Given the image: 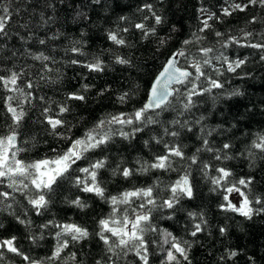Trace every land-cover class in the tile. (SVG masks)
Segmentation results:
<instances>
[{
  "label": "trees",
  "instance_id": "1",
  "mask_svg": "<svg viewBox=\"0 0 264 264\" xmlns=\"http://www.w3.org/2000/svg\"><path fill=\"white\" fill-rule=\"evenodd\" d=\"M238 3L248 7L233 11L232 6ZM145 5H151V10ZM5 7L11 15L6 25L7 35H0V77L8 79L15 72L18 79L17 85L8 87L0 81V136L10 134L14 128L17 147L22 149L18 158L26 162L55 157L69 146L68 138L83 137L109 114H131L143 107L152 81L169 56L180 49L188 54L187 60L178 58L181 65H186L193 57L203 59L200 49L213 48L208 54L211 65L205 66L204 71L223 87L193 96L194 104L186 111L183 104L187 101L182 94L185 89L175 85L181 88V94L170 98L168 108L147 113L156 123L129 139L117 132L108 145L90 154L88 160L77 161L53 186V192L46 195L49 204L39 213L29 203L37 195L30 181L25 180L29 187L23 188L19 184L23 178L17 177L14 189L8 187L7 178L0 180V192L10 194L7 199L0 197V241L15 237V246L30 258L25 261L22 255L0 248V264H30V261L96 264L98 260L103 264L110 254L98 232L99 221L112 212L107 197L152 187L153 198L160 204L169 198L170 187L185 175L193 186V196L182 198L174 209L152 213L159 231L146 234V239L152 242L150 264H161L164 259L169 248L164 243L166 232L191 245L188 253L191 264H264V212L249 220L223 210L220 207L225 203L223 188L211 183L219 175L216 169L226 168L232 173L229 185L240 178H252L248 188L238 186L253 201V208L261 207L255 203L257 198L264 201V151L253 147V142L264 135V60H261L264 49L247 46L264 43V5L250 4L248 0H0V16L5 15ZM224 8L232 14L225 15ZM212 13L215 16L208 20L211 27L201 31L202 22ZM157 15L162 17L160 24L155 22ZM136 24H143L145 31L154 28L155 34L149 32L145 38L144 31L137 29ZM217 31L223 36L217 37ZM246 32L252 35L245 37ZM109 33L117 34L125 44H115ZM230 37H236L239 43L222 47ZM184 40L191 43L184 45ZM73 48L78 51L74 52ZM41 54L49 59H36ZM221 54L229 62L237 59L246 62L235 72H229L223 58L215 59ZM117 57L130 63L119 64ZM73 60L78 63L73 64ZM97 60L102 63L103 71L85 67ZM29 83L31 88L27 87ZM198 83L201 88L210 86L203 77ZM12 88L21 91H10ZM235 92L239 95H231ZM72 93L84 95L86 100L70 99ZM124 93L129 96L120 103L118 97ZM9 96L13 97L12 101H8ZM9 103L17 112L25 113L18 127L7 110ZM60 106H66L69 111L61 114ZM47 117L65 123L54 134ZM111 127L116 132L120 126ZM131 128L126 126L124 130ZM172 131L179 135L173 137ZM225 143L230 148L224 149ZM166 145L180 147L184 157L171 156V166L166 170L141 172L142 166L167 153ZM193 155L197 157L196 163L190 159ZM217 155L221 159L217 160ZM225 156L230 158L224 159ZM102 158H106V165L98 170L97 179L105 188V199L82 191V185L76 184L77 177L86 175L76 169ZM117 167L136 171L125 179L119 173L113 174ZM77 199L86 206L74 205L72 201ZM139 203L136 200L131 206L119 207L130 211ZM198 223L203 231L192 236ZM65 224H77L87 229L89 236L76 242L61 236L60 239H69V246L59 259L50 260L58 243L56 234ZM220 228L226 229L223 235ZM232 250L238 255L228 259ZM113 259L116 264H140L134 253ZM180 259L181 264H186Z\"/></svg>",
  "mask_w": 264,
  "mask_h": 264
},
{
  "label": "snow or ice",
  "instance_id": "2",
  "mask_svg": "<svg viewBox=\"0 0 264 264\" xmlns=\"http://www.w3.org/2000/svg\"><path fill=\"white\" fill-rule=\"evenodd\" d=\"M250 4H256L259 2L261 5H264V0H248ZM145 8L151 10V5H145ZM248 7L247 4H235L232 6V10L244 11ZM201 11H204L203 9ZM5 15L0 16V35H7L6 25L10 17L8 8H3ZM223 12L225 15H231L232 12L228 8H224ZM215 16V13H212L204 20L203 28L208 29L211 25L208 24V20H211ZM156 24L162 23L161 16H155ZM135 27L144 31L145 38L148 36L149 32L155 34V29L145 31V26L143 24H136ZM217 37H222L223 33L217 31L215 33ZM251 32H246L245 37L251 36ZM109 39L117 45L125 44V40L118 38V35L115 33H109ZM44 43V41H40ZM163 43V41H161ZM191 43L190 40H184L183 44L188 45ZM230 43H239L236 37H230L225 41L221 46L228 47ZM256 49H264V43H256L247 45ZM74 52L78 49L73 48ZM200 52L203 55V59H196L193 57L191 62L186 63V65H181L179 57H185L187 60L188 54L184 49H180L177 52L169 56L165 62L162 70L158 73L155 79L152 81L151 86L148 90V100L143 105V107L135 110L131 114L118 113V114H109L108 117L100 119L92 129L86 131L83 137L70 139L69 146L61 153H58L55 157L44 158L32 162H26L21 158H18V152L22 151L19 149L16 144L17 133L15 129L6 136H0V180L7 178L10 183L8 187H16L18 181L17 177L23 178L19 180V184L23 188H28L29 184L25 183V180L30 181V184L36 189L37 195L34 198L29 199V203L36 209L39 213L42 209H46L49 200L46 199L48 193L53 192V186L57 184L58 180L64 178L66 174L69 173L72 166L77 163V161L88 160L90 154H93L98 149H102L104 146L108 145L113 136L118 132V134L124 139H129L134 136L136 133L143 131L144 127H147L149 124L156 123L151 115H147L152 110L161 109L166 110L170 105L169 97H174L177 94H181V88L173 87L174 85H180L185 91L182 93L186 98V103L183 104L184 110H189L194 101L193 96L201 95L203 92H210L213 88H221L223 85L219 83L216 79H210L207 77L206 72L204 71L205 66L211 65V59L208 58V54L213 52V48L205 47L200 49ZM44 60L49 59L46 56H37L36 59ZM223 58L225 63H227V71L235 72L237 68H240L246 62V59H237L229 62L228 57L217 56L215 59L220 60ZM261 60H264V55L261 56ZM116 62L119 64H129L130 62L123 58H116ZM73 64L78 63L73 60ZM90 71H103L102 63L97 60L94 63L85 65ZM192 69V70H190ZM218 72L219 69H216ZM208 79L209 87L201 88L198 81L201 78ZM18 75L13 72L12 75L5 79L0 77V81L4 82V86L8 87L9 84L15 86L17 85ZM27 87L31 88L32 84L29 83ZM87 85H85V88ZM10 91H21L19 88L9 89ZM101 95L103 93H100ZM231 95H239L238 92L232 93ZM129 94L124 93L118 97L120 103H124ZM70 99L85 101L86 97L84 95H78L72 93L69 96ZM8 101H12L13 97L9 96ZM8 112L12 114L13 124L18 127L22 119L24 118L25 113L23 111L17 112V110L11 106V103L8 104ZM69 111L66 106H60L59 112L65 113ZM45 112H48V109H45ZM158 114V113H157ZM47 123L50 125L53 133L58 127L64 125V121L59 118L47 117ZM174 123H179L175 121ZM113 125H119V129L116 132L113 131ZM126 126H132L131 131H125ZM167 133V129H165ZM173 137L178 136L179 133L172 131L170 133ZM148 142L145 141V144ZM157 143H160L158 140ZM208 141L205 140L204 144L207 145ZM253 147L264 151V135L258 137V141L253 142ZM167 148V153L155 157L154 162L146 164L140 168L141 172H147L149 169H163L166 170L170 168V157H184V153L178 146H171ZM224 149L230 148V145L225 143L223 145ZM211 151V149H208ZM55 151V149H53ZM199 151V149L197 150ZM230 157L225 156L224 159H229ZM192 163L197 162V157L193 155L191 158ZM216 159L219 160L221 157L216 156ZM106 165V158L97 159L89 163L87 167H81L76 169L77 171L86 174L85 177H77L76 184L78 186L82 185V191L87 193H94L97 197L105 199V188L101 186V182L97 179L98 170L104 168ZM207 168V165H205ZM135 169L130 168H119L117 167L113 174L119 173L125 179L131 177ZM216 171L219 173L218 176L212 178L211 183L216 186V188H223L224 196L223 200L225 203L221 204L220 207L225 211L236 212L239 215L245 217L246 219L251 220L253 215H259L264 212V201L257 198L255 200L256 204H261L260 208H253V201L249 199V196L245 191L241 189L240 186L248 188L252 183V178H240L237 182H233L229 185L228 178L232 175L231 171L226 168H217ZM216 190L215 188L213 189ZM170 196L169 198L162 201V203L157 204L156 200L153 198V188H139L128 190L121 193L119 196H110L107 197L111 203L112 212L111 214L104 219L99 221V238L107 248V253L110 255L107 257V261L103 264H116V260L122 257H126L129 253H134V255L140 261V264H150V244L151 241L146 239V234L148 232H157L159 229L153 223L152 213L154 210L162 209H174L176 205L180 203V200L184 197L191 198L193 196V186L189 181L188 175L181 177L177 180L169 189ZM235 193L240 199L239 206L233 204L229 199L231 194ZM8 192H0V197L7 199L9 197ZM140 200L141 203L137 207H132L129 211L128 208H125L123 211L119 207L120 205L131 206L134 201ZM77 207H85L79 199L72 201ZM190 216L195 214L189 213ZM171 219V216L168 217ZM23 223V221H21ZM204 223V221H202ZM203 231L201 224H195L194 230L191 232L192 236H196L198 232ZM226 232L225 228H220V233L223 235ZM58 243L55 250L52 253V256L49 257L50 260H56L61 257V253L64 249L69 246V239H60L61 236H67L72 242L80 241L86 239L89 236L87 229L77 225V224H65L61 227V232L57 234ZM169 238H171L169 240ZM15 237L0 241V248H6L7 251L15 253L17 255H22L25 261H29L30 258L20 251L18 247L14 244ZM165 244H169V248L165 251L164 259L161 264H181V259L186 262V264H191L189 259V250L191 245L187 241H181L174 237L171 232H166ZM238 255V252L232 250L228 253L227 258L232 259ZM72 259H75V254H71ZM224 259V257H221ZM30 264H37L36 261H30ZM96 264H102L101 260H98Z\"/></svg>",
  "mask_w": 264,
  "mask_h": 264
},
{
  "label": "rangeland",
  "instance_id": "3",
  "mask_svg": "<svg viewBox=\"0 0 264 264\" xmlns=\"http://www.w3.org/2000/svg\"><path fill=\"white\" fill-rule=\"evenodd\" d=\"M229 199L232 201L233 204H236L237 206H239L240 203V197L238 195H236L235 193L231 194L229 196Z\"/></svg>",
  "mask_w": 264,
  "mask_h": 264
},
{
  "label": "water",
  "instance_id": "4",
  "mask_svg": "<svg viewBox=\"0 0 264 264\" xmlns=\"http://www.w3.org/2000/svg\"><path fill=\"white\" fill-rule=\"evenodd\" d=\"M161 70H162V69H161ZM161 70H160V71H161ZM157 75H158V74H157ZM173 87H175V85H174ZM170 98H171V97H169V100H170ZM147 100H148V99H147ZM155 110H158V109H155ZM152 111H153V110H152Z\"/></svg>",
  "mask_w": 264,
  "mask_h": 264
}]
</instances>
